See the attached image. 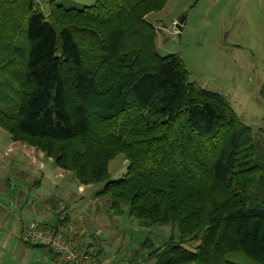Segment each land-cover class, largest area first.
<instances>
[{
	"label": "trees",
	"instance_id": "1",
	"mask_svg": "<svg viewBox=\"0 0 264 264\" xmlns=\"http://www.w3.org/2000/svg\"><path fill=\"white\" fill-rule=\"evenodd\" d=\"M167 1L49 0L45 15L36 0H0V128L80 185L104 182L96 195L114 213L177 230L145 246L147 264H241L237 252L264 264V143L179 55L158 53L146 15ZM119 153L126 172L111 180Z\"/></svg>",
	"mask_w": 264,
	"mask_h": 264
},
{
	"label": "rangeland",
	"instance_id": "2",
	"mask_svg": "<svg viewBox=\"0 0 264 264\" xmlns=\"http://www.w3.org/2000/svg\"><path fill=\"white\" fill-rule=\"evenodd\" d=\"M36 1L47 15L49 0ZM55 1L82 6L96 0ZM183 15L186 18L180 30L174 21L178 24ZM146 19L156 29L158 53L179 55L189 80L222 95L238 118L250 126L253 137L264 143V98L260 94L264 83V0H168L163 9L147 14ZM126 168L124 155L117 154L109 162L110 179L120 178ZM103 186L104 182L80 185L73 172L58 168L40 150L12 140L0 128V233L8 231L4 237L14 238L11 247L23 242L22 231L29 222L52 217L49 224H53L56 216H65L61 229L79 232V243L85 249L91 247L89 256L101 248V259L111 264H136L139 258L147 264L144 257L151 247L161 246L171 235L178 238L177 230L169 225L140 226L128 216L125 206L120 213L111 211L108 197L96 195ZM2 213L9 218L3 220ZM14 220L18 229L11 232ZM197 243L186 241L183 246L194 249ZM148 245L151 247H145ZM1 250L0 264H18V257L13 258L15 251ZM134 251L139 252L135 260ZM228 259L260 264L238 252L229 254Z\"/></svg>",
	"mask_w": 264,
	"mask_h": 264
},
{
	"label": "crops",
	"instance_id": "3",
	"mask_svg": "<svg viewBox=\"0 0 264 264\" xmlns=\"http://www.w3.org/2000/svg\"><path fill=\"white\" fill-rule=\"evenodd\" d=\"M81 189H82V186H79V190ZM23 202L26 203L28 201L25 200ZM9 216L10 215H7L6 213H2L1 217L4 220L5 218L8 219ZM63 218H65V216ZM53 219L54 218L52 217L41 218L39 221H41L42 224H44L46 227L49 228V225H50L49 222H51L50 220H53ZM55 222L54 224L58 225L59 228H61L62 223L64 224L62 219H59L58 221L55 220ZM16 229H18V221H16L15 223H12L10 231L13 232ZM0 230H3V227L0 226ZM7 232L8 231L0 233V241H1L0 247L3 248V250L15 251L13 258L18 257L19 259L17 261L18 264H64L59 257H57L55 254L50 253L46 248H43V247L33 246L30 244L23 243L21 241L17 242L18 244L15 246V248L11 247L12 246L11 243L14 238H12V236L10 238L4 237V235L7 234ZM61 232L63 236H65L68 239V241L72 242L73 244L79 247L83 246L79 243V240H78L79 232L77 233L69 229L65 231L64 228L61 229ZM90 245L91 244L89 243V246ZM1 248H0V251H2ZM83 248L85 247L83 246ZM97 248H100V247L98 246ZM99 251H101V248L96 250V253ZM88 263L89 264H111L101 259V253H99V255H95L92 257H90L88 254Z\"/></svg>",
	"mask_w": 264,
	"mask_h": 264
},
{
	"label": "built area",
	"instance_id": "4",
	"mask_svg": "<svg viewBox=\"0 0 264 264\" xmlns=\"http://www.w3.org/2000/svg\"><path fill=\"white\" fill-rule=\"evenodd\" d=\"M174 24L176 26V21ZM22 241L50 248L64 264H89L88 253L85 248L68 241L62 234L49 229L41 221H31L24 227ZM136 264H143L140 258Z\"/></svg>",
	"mask_w": 264,
	"mask_h": 264
},
{
	"label": "water",
	"instance_id": "5",
	"mask_svg": "<svg viewBox=\"0 0 264 264\" xmlns=\"http://www.w3.org/2000/svg\"><path fill=\"white\" fill-rule=\"evenodd\" d=\"M185 12H187V11H185ZM185 18H186V16L183 15V16H181V17L178 19L177 28H179L180 30H182V24L184 23Z\"/></svg>",
	"mask_w": 264,
	"mask_h": 264
},
{
	"label": "bare ground",
	"instance_id": "6",
	"mask_svg": "<svg viewBox=\"0 0 264 264\" xmlns=\"http://www.w3.org/2000/svg\"><path fill=\"white\" fill-rule=\"evenodd\" d=\"M176 27H177V24H176Z\"/></svg>",
	"mask_w": 264,
	"mask_h": 264
}]
</instances>
